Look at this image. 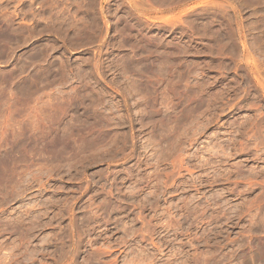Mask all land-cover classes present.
<instances>
[{
	"label": "rangeland",
	"instance_id": "obj_1",
	"mask_svg": "<svg viewBox=\"0 0 264 264\" xmlns=\"http://www.w3.org/2000/svg\"><path fill=\"white\" fill-rule=\"evenodd\" d=\"M0 264H264V0H0Z\"/></svg>",
	"mask_w": 264,
	"mask_h": 264
}]
</instances>
